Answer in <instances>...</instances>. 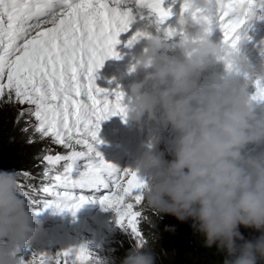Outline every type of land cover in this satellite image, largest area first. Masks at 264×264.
Here are the masks:
<instances>
[{
	"label": "clouds",
	"instance_id": "obj_1",
	"mask_svg": "<svg viewBox=\"0 0 264 264\" xmlns=\"http://www.w3.org/2000/svg\"><path fill=\"white\" fill-rule=\"evenodd\" d=\"M186 4L188 11L176 22L193 31L179 44L170 43L171 33L154 20L137 32L145 46L130 71L144 72L123 96L122 121L153 129L135 168L143 181L142 208L156 218L191 221L204 247L223 254L221 264H264V151L249 149L264 142V109L257 111L264 100L254 99L256 92L249 95L238 79L250 74L241 56L248 37L241 32L234 46L213 42L203 21L212 11L211 0ZM257 80L264 83V76ZM165 129L174 133L171 159L157 150ZM20 179L16 170L0 168V264H21L17 248L44 236L20 195ZM241 226L259 235L246 240ZM154 243L132 245L119 264H159L168 253H158ZM100 264L116 261L107 257Z\"/></svg>",
	"mask_w": 264,
	"mask_h": 264
},
{
	"label": "snow or ice",
	"instance_id": "obj_2",
	"mask_svg": "<svg viewBox=\"0 0 264 264\" xmlns=\"http://www.w3.org/2000/svg\"><path fill=\"white\" fill-rule=\"evenodd\" d=\"M164 0H0V105L18 107L16 124L32 135L28 143L51 138L67 150L36 157L44 165L39 189L28 171L19 172L22 193L36 190L48 197L45 207L75 212L91 198L87 193L104 190L97 201L116 213V224L126 229L137 247L147 246L138 225L148 218L142 208L143 181L134 170L119 169L106 161L95 146L101 122L125 117L124 93L96 85V73L109 58L119 59L115 46L134 18L158 25L172 15ZM212 11L203 17L210 29L222 33V43L234 46L239 34L264 0H211ZM188 11L181 0L179 12ZM193 19L196 15L193 14ZM127 42L130 46L138 37ZM231 69V64L226 63ZM254 99L264 100V83L255 82ZM34 118V122H33ZM82 162V171L73 172ZM62 167V172L58 171ZM29 189L26 191L25 189ZM79 190L81 194H75ZM31 193V194H30ZM21 264H92L84 246L56 252L35 253ZM99 264V262H96Z\"/></svg>",
	"mask_w": 264,
	"mask_h": 264
},
{
	"label": "rangeland",
	"instance_id": "obj_3",
	"mask_svg": "<svg viewBox=\"0 0 264 264\" xmlns=\"http://www.w3.org/2000/svg\"><path fill=\"white\" fill-rule=\"evenodd\" d=\"M245 28L249 31L259 32L264 36V11L257 9L253 18L248 22ZM95 83L100 88L116 89V86L109 82L102 84L101 80L96 79ZM245 89L249 95L256 92L255 85L247 86ZM260 109H264V102L257 104V110ZM0 110H5V112L11 116V119L15 121L19 108L11 105H0ZM112 118L115 119L116 122L125 123L126 136L122 141L125 144L126 149L132 154L131 158L126 162L125 168L135 171L137 160L144 152L148 151L149 137L153 134V129L140 124L135 126L137 129L136 133L130 134V131L133 128L131 122H123L120 116H112ZM98 136L101 141H104L105 133L102 129V125ZM173 136L174 133L171 132L170 129H165L161 133V142L157 146V150L164 159H171L168 148ZM35 141L36 142L28 146V148L34 153V156L31 162H28L29 165L24 171L30 172L32 176L35 177V179L31 181V184L39 189L43 184L41 176L44 165L40 164V161L36 157L40 156L45 149L49 150L50 154L53 155L66 154L67 150L60 145L53 144L51 138H44L41 140L36 136ZM95 147L102 148V143ZM256 147H264V142L255 146L250 145L249 149L254 151ZM19 172L21 171H18V173ZM20 178L22 179V177ZM37 192L39 191L36 190L34 193ZM87 206L90 209V212L87 213L89 217L83 216V218L77 221L61 222L44 226V228H42L44 236L37 243L32 245L25 256L24 261H28L35 253L44 252L54 255L56 252L63 249L84 246L92 257V264H96V262H99L100 264V262L105 259L104 253L107 249L112 247L125 248L134 245V240L131 234L126 229L116 224V213L114 210L102 209L100 204H97L94 198L87 202ZM138 227H140V225H138Z\"/></svg>",
	"mask_w": 264,
	"mask_h": 264
},
{
	"label": "trees",
	"instance_id": "obj_4",
	"mask_svg": "<svg viewBox=\"0 0 264 264\" xmlns=\"http://www.w3.org/2000/svg\"><path fill=\"white\" fill-rule=\"evenodd\" d=\"M22 127V123L17 125L16 120L13 121L5 110H0V168L24 171L28 162H31L34 153L28 148L30 144L27 141L32 132L30 130L24 133L21 131ZM261 151H264V147H256L252 152ZM25 190L29 191L27 188ZM20 195L25 198L27 194L21 192ZM143 211L148 219L142 220L139 228L147 245L154 243L152 233H155L156 251L168 253L160 256L159 264H221L223 261V254L218 253L215 247H204L203 239L190 226L191 221L180 222L170 215L156 218L144 209ZM239 230L246 240L255 239L259 235L251 228L241 226ZM129 248L112 247L105 251L104 256L114 258L116 264H119Z\"/></svg>",
	"mask_w": 264,
	"mask_h": 264
},
{
	"label": "bare ground",
	"instance_id": "obj_5",
	"mask_svg": "<svg viewBox=\"0 0 264 264\" xmlns=\"http://www.w3.org/2000/svg\"><path fill=\"white\" fill-rule=\"evenodd\" d=\"M258 78V77H257ZM254 86V85H253ZM38 189V188H37ZM90 205V204H89ZM92 212V211H91ZM51 225V224H50Z\"/></svg>",
	"mask_w": 264,
	"mask_h": 264
}]
</instances>
